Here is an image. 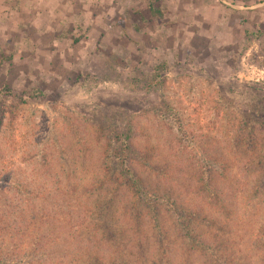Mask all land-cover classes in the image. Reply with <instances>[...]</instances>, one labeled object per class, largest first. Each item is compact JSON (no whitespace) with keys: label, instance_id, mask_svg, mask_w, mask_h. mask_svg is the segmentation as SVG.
<instances>
[{"label":"rangeland","instance_id":"374dc122","mask_svg":"<svg viewBox=\"0 0 264 264\" xmlns=\"http://www.w3.org/2000/svg\"><path fill=\"white\" fill-rule=\"evenodd\" d=\"M263 101L264 0H0V264H264ZM128 129L186 230L107 199Z\"/></svg>","mask_w":264,"mask_h":264},{"label":"trees","instance_id":"16d2710c","mask_svg":"<svg viewBox=\"0 0 264 264\" xmlns=\"http://www.w3.org/2000/svg\"><path fill=\"white\" fill-rule=\"evenodd\" d=\"M149 5L150 13L155 14L158 11L157 6L154 5L153 2H150ZM41 95L42 93L40 94V91H31L23 96H19L18 99L21 102H26L38 98ZM262 111L264 113V101L262 102ZM130 137V129H128V131L122 136H120L115 130L109 131L108 133V139L110 140V143L114 144V146L110 150L112 161L110 171L107 173L108 180H111L112 188L108 191L111 193V197H108L107 199L111 201L118 199L122 194L121 188L123 187L124 190L128 192L126 194L125 200L127 209L126 215L129 214V217L135 221L136 224H140L142 218L146 215L148 216V219L151 221V223H153L156 217L160 216V209L163 208L165 212H168L169 215L174 218L173 223L177 225V228L180 231L186 230L188 222L186 214L187 212L180 208V204L176 198L169 197L167 199H157L155 196L149 195L147 187L134 168V149L130 142ZM106 180L107 179H105L104 182H106ZM99 182L100 181H97L96 183ZM256 187L260 190L264 189V164L261 178L258 180ZM3 188H6V186H3L1 189L3 190ZM17 190L22 193L24 192L25 187L21 186ZM0 205L4 208V210H1L2 213H0V220L3 219L4 216H10L12 217L11 221L16 222V217L13 215V208H11L12 206L9 204L5 205L1 195ZM101 223L105 233L109 238V236H111V230L108 228V224L105 223L104 220H101ZM22 230L23 227H17L11 223H0V263H4L6 261V259L3 257H6L10 252L9 250L11 245L8 244L11 243L13 238H15V234L23 232ZM2 246L4 247L3 253H1ZM100 260L101 259L98 257H93L87 261V264H103V262H100Z\"/></svg>","mask_w":264,"mask_h":264}]
</instances>
